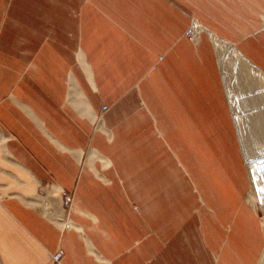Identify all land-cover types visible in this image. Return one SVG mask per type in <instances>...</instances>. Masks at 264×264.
<instances>
[{
  "label": "crops",
  "instance_id": "1",
  "mask_svg": "<svg viewBox=\"0 0 264 264\" xmlns=\"http://www.w3.org/2000/svg\"><path fill=\"white\" fill-rule=\"evenodd\" d=\"M31 5L0 0V264H264L210 34L184 36L193 13L263 65L264 0Z\"/></svg>",
  "mask_w": 264,
  "mask_h": 264
},
{
  "label": "rangeland",
  "instance_id": "2",
  "mask_svg": "<svg viewBox=\"0 0 264 264\" xmlns=\"http://www.w3.org/2000/svg\"><path fill=\"white\" fill-rule=\"evenodd\" d=\"M27 1H28V3L31 1L33 4L31 6H33V7H34V5H36V2L40 5H43V6H46V5L50 6L51 5V6L55 7V6H58L60 4H64L67 6L68 5H75V4H78L80 0H27ZM91 2H92V0H90V3ZM27 17L32 18L31 15H27ZM190 20L191 21H190L187 29L185 30L184 36L191 43L198 44L202 35H204V34L206 35V33L207 34L210 33L214 37H216L218 40H220V42L225 43V44L230 45V46H233L240 54H242L246 58V60H248L256 69H258L264 75V64L263 65L258 64V62L251 59L249 56H247L239 48L240 42H242L246 38H240V40L239 41L237 40V42L236 41H234V42L228 41L227 39H224V38L220 37L219 35H217L213 30H211V29L207 28L205 25H203L200 22V20L194 16L193 13L190 15ZM260 21H261L260 30H264V15H261ZM23 25H25V26H23ZM27 25H28V23L26 21H24V23H23V22H18L16 19L11 20L10 18H8V20H6L5 36L15 35L16 33H19L20 29L22 31H24L26 35L27 34H29V35L35 34L36 35L35 31H33L35 28L33 26L30 27L29 25L28 26ZM197 25H198V28L201 30L203 29V31H205V33H202L203 31H201L200 33H197V31L193 32L195 30H198ZM28 27L32 30L28 29ZM188 31L192 32V33L190 32L191 33L190 36L187 35ZM193 33H195L196 35H194ZM250 36L253 37L254 39H256V41L258 42V44L260 45L262 50H264V40L259 39L257 37V35L254 33H252ZM207 38L211 42V40L208 36H207ZM217 61H218L217 62V72H218V75L220 78V82H221L222 90L224 93L225 101L227 103L230 119L232 120L233 129H235V126H234V121H233V118L231 115V111H232V114H233V117L235 120L237 132L240 133V136L243 137V139H244L245 151L248 154L249 163L252 166V169H254V173L256 174V177H257V179H256L257 183L260 184V185L259 184L258 185L260 187V190L262 191V190H264L263 189L264 188V90L256 79L253 81V80H248L247 78H245L244 75L241 73V71L238 69L236 64H234V65L230 64V66H229V64L226 65V63L224 61H222L220 58L217 59ZM262 63H264V60H262ZM223 78H225V79H223ZM225 87H226V90H225ZM226 91H227L229 102L227 99ZM229 103H230V106H229ZM107 108H108L107 106L102 105L101 113L104 114L106 112ZM230 108H231V110H230ZM149 109L152 111L155 118H156V116L157 117L160 116V114L157 113V111H155L151 108H149ZM156 121H157V123L155 124V126H158L157 129L159 131H162L165 134L163 137V139H164L163 145L166 148L171 149V145L168 143V137H170V134L168 133L167 126H165V129L163 130L161 128L162 125H159L161 123V121H158V120H156ZM97 124H98V121L96 122V126H97ZM236 129H235V131H236ZM149 131H151V130L149 129ZM239 140H240V138H239ZM241 147H242V144H241V146L239 145V148H240L241 159L244 162V157H243L244 152L242 154V151H244V150H243V148L241 149ZM245 162H244V165H245ZM166 164H168V162H166ZM246 165H247V163H246ZM161 177H162V174L159 175V181L157 183L159 190H160L161 184H162ZM150 189H151V184H150ZM158 189H157V191H158ZM62 192H64V191L60 192V197L62 195ZM65 193L70 195L71 202H70L69 206L66 207L62 202V198H60L61 199L60 209H62L63 211H67L70 208V205L72 204V197H73L72 192L71 193L65 192ZM262 193H264V192L262 191ZM149 197H151V194ZM252 203H253L254 208H255L254 215H255V218L257 220V223H258L260 229L262 230V232H264L263 210H262L261 204L259 203L258 198L255 195L252 197ZM63 225L65 228H69L71 226L68 218H66V220L63 222ZM263 246L261 248L262 254L264 252ZM176 250L177 251L173 250L175 256H178L179 258H185V259L191 260V253H189V251H186L185 248H183L182 250L180 248H177ZM57 252H59V254L61 256L60 251H57ZM59 264H60V262H59Z\"/></svg>",
  "mask_w": 264,
  "mask_h": 264
},
{
  "label": "bare ground",
  "instance_id": "3",
  "mask_svg": "<svg viewBox=\"0 0 264 264\" xmlns=\"http://www.w3.org/2000/svg\"><path fill=\"white\" fill-rule=\"evenodd\" d=\"M197 28H198V25H197ZM196 31H197V33H200L201 31H203V29L201 30L198 28V30H195L193 32H196ZM191 33H190V35H191ZM193 34L196 35L195 33H193ZM210 40L212 42L214 53H215L217 59L220 58L222 61H224L226 63V65L229 64V66H230V64L231 65L236 64L238 69L241 71V73L244 75L245 78H247L248 80H253V81L256 79L264 90V75L262 72H260L258 69H256L233 46H230V45H227L225 43L220 42V40H218L212 34H210ZM223 79H225V78H223ZM238 134H239L240 142L242 144V148L244 150L243 151L244 152V158H245V161L247 163V168H248V172L250 175L252 191H253V194L259 199L262 210H263V223H264V193H262V191L264 192V190H262V191L260 190V187H259L260 184L257 183L256 174L254 173V169H252V166L249 163V159H248L249 157H248L247 152L245 151L244 139H243V137L240 136V133H238ZM253 207H254V205H253ZM254 212H255V208H254Z\"/></svg>",
  "mask_w": 264,
  "mask_h": 264
},
{
  "label": "built area",
  "instance_id": "4",
  "mask_svg": "<svg viewBox=\"0 0 264 264\" xmlns=\"http://www.w3.org/2000/svg\"><path fill=\"white\" fill-rule=\"evenodd\" d=\"M190 32H191V31H188V33H187L188 36H190ZM61 198H62V202H63V204H64L66 207H68L69 204H70V202H71V197H70V195H68V194L65 193V192H62ZM60 258H61V256H60L59 252H56L54 255L51 256V261H52V263H54V264H59V262H60Z\"/></svg>",
  "mask_w": 264,
  "mask_h": 264
}]
</instances>
